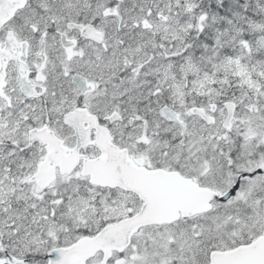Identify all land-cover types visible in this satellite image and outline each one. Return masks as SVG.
<instances>
[{
	"label": "snow or ice",
	"instance_id": "snow-or-ice-1",
	"mask_svg": "<svg viewBox=\"0 0 264 264\" xmlns=\"http://www.w3.org/2000/svg\"><path fill=\"white\" fill-rule=\"evenodd\" d=\"M0 264H264V0H0Z\"/></svg>",
	"mask_w": 264,
	"mask_h": 264
}]
</instances>
